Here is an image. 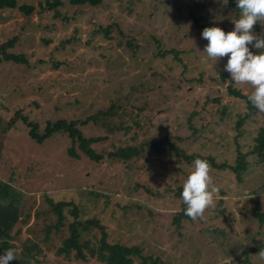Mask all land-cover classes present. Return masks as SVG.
<instances>
[{
  "label": "rangeland",
  "instance_id": "374dc122",
  "mask_svg": "<svg viewBox=\"0 0 264 264\" xmlns=\"http://www.w3.org/2000/svg\"><path fill=\"white\" fill-rule=\"evenodd\" d=\"M62 1L52 9L47 0H18L16 8L0 9V45L14 38L7 51L27 58V63H0V178L24 192L10 240L16 259H23L21 264H102L96 258L85 262L56 254L72 218L46 239L47 227L56 221L52 211L44 212L51 209L43 196L47 193L55 201L79 205L82 220L100 218L110 242L138 244L143 256L165 264H264L256 255L260 251L252 250L264 243V223L255 216L257 210L264 213V162L250 153L264 129V114L257 110L238 127L248 103L232 95L229 85L247 96L252 86L232 81L224 68L227 57L214 64L202 52L208 43L203 29L233 30L236 11L222 0H104L98 6ZM197 2L205 6L195 7ZM22 4L35 9L26 15ZM107 25L109 38L99 30ZM253 31L264 35L259 22ZM154 36L165 47L182 50V61L173 54L157 56ZM129 37L139 45L136 49L128 45ZM222 72L228 74L225 79ZM112 104L113 115L82 127L86 137H105L92 145L104 154L98 162L78 145L77 157L70 155L67 134L35 142L23 119L38 123L43 132L48 120L85 118ZM121 123L129 130L118 131ZM167 132L172 135L161 154L131 161L108 154ZM238 148L247 154L243 181L229 168L210 165L217 189L213 205L203 219L173 224L183 209L178 189L193 164L183 161L184 153L235 164ZM98 231L84 238H99ZM32 243L40 246V252L33 251L39 262L25 261V245ZM141 262L138 257L135 264Z\"/></svg>",
  "mask_w": 264,
  "mask_h": 264
},
{
  "label": "trees",
  "instance_id": "16d2710c",
  "mask_svg": "<svg viewBox=\"0 0 264 264\" xmlns=\"http://www.w3.org/2000/svg\"><path fill=\"white\" fill-rule=\"evenodd\" d=\"M69 3L74 5H91L98 6L102 4L104 0H67ZM18 0H0V9L5 8H16ZM62 0H47L48 8H56L59 5H62ZM205 4L197 2L195 7H203ZM227 7L230 10L236 11V19L239 15V9L236 7V0H228ZM19 9L26 15L31 14L35 6L31 4H22L19 6ZM195 23L198 26H202L199 23V19L194 17ZM99 30L104 32L106 37H111V25L101 26ZM157 42L156 54L157 56L166 57L170 54H173L174 57L182 61L181 54L182 50L177 49L176 47H165L162 41L154 36L153 37ZM15 39H11L8 42L0 45V63L3 61H12L15 63H27V58L23 54H16L13 52H8L7 48L13 46ZM128 45L132 49H136L139 45L135 43L132 37H129L127 40ZM226 72L220 74V78L225 79L227 77ZM197 80L191 78L189 81ZM198 80H202L199 78ZM181 83V82H180ZM180 85V84H179ZM181 86V85H180ZM179 86V87H180ZM229 92L239 98L247 100L249 112L246 113L243 117L239 118L237 126L241 127L242 124L255 112L257 109L252 106L248 100V96L240 89L234 88L232 85H229ZM116 110V106L112 104L108 109L99 110L96 113H93L85 118H59L55 121L48 120L46 127L43 132L40 131L39 125L36 122H32L28 117L23 119L30 125V137L37 143H42L46 139L52 137L55 133L67 134L72 141V146L70 147V155L77 157L76 147L78 145L79 149L91 160L100 161L103 157V153H98L96 149L92 146L94 143L104 140L105 137L95 136V137H86L82 131V127L88 125L91 121L98 123L100 119L103 121L106 118H109V115H113ZM196 113L194 112L193 115ZM101 120V121H102ZM138 124V123H137ZM130 125H125L121 123L117 129L118 131H128ZM172 134L167 132L164 137L161 139L156 138H146L139 144H128L126 146H121L114 151L109 152V156L113 159L131 161L135 158H150L154 155L161 154L165 150V146ZM171 147H174L171 144ZM251 154H256L260 162H264V129L260 132L259 136L256 139V144L254 148L250 151ZM247 154L243 153L240 148L237 149V158L235 164H230L228 162L218 163L213 156L201 154L194 152L192 154L184 153L183 161L191 163L197 158L206 159L208 163L218 169H231L237 177L239 182L243 181V174L248 169V162L246 161ZM149 191V189L147 188ZM182 188L179 187L178 193H182ZM99 194L96 192V195ZM24 192L21 189H16L9 181H5L0 178V253H5L9 249H14V245L10 242L13 238V234L16 232V227L20 220V210L22 207ZM51 209L49 211H44L48 214L50 211L53 212V215L56 216V221L47 227L46 239H50V234L52 229L56 232L61 230L66 226V222L69 218H72V221L68 224L69 235L66 236L61 245L56 249V254L65 255L67 257L74 256L75 259L81 261H89L91 258H96L102 264H135L138 257H142L141 264H165L160 260L159 257H153L151 255H142L143 249L140 245H128L120 242H110L108 240L109 233L108 228L102 223L101 219L98 217H91L85 220L81 219V211L79 205L72 201L59 200L55 201L47 193L43 195ZM186 205L183 202V209L174 216L173 224L177 227H182V222L185 219H191L185 215ZM40 215V212L37 213ZM255 216L261 223H264V213L257 210ZM93 229L99 230L98 232L101 236L98 238L97 234H93L90 239L84 238V234ZM18 232V230H17ZM94 239V240H93ZM95 241V242H94ZM26 253L25 261L39 260L35 257L33 251L40 252V246L37 243H32V245L26 244ZM252 250L258 252L264 250V243L253 246ZM2 254V255H3ZM23 259H16L15 264H21ZM24 261V260H23ZM66 264V263H58Z\"/></svg>",
  "mask_w": 264,
  "mask_h": 264
},
{
  "label": "clouds",
  "instance_id": "9594fccd",
  "mask_svg": "<svg viewBox=\"0 0 264 264\" xmlns=\"http://www.w3.org/2000/svg\"><path fill=\"white\" fill-rule=\"evenodd\" d=\"M226 7L228 0H222ZM239 9L238 18L233 22L234 28L227 33L220 27H205L202 38L208 41L204 50L207 58L216 64L227 57L224 66L232 81L237 84H250L252 91L248 100L261 114H264V35L254 33L253 27L260 23L264 27V0H236ZM249 45L259 50L254 54ZM211 166L206 159L193 161L182 185L181 198L187 206L185 215L193 221L203 219L205 211L214 203L217 189L212 186ZM264 260V250L256 254ZM16 260L14 249L0 255V264H9Z\"/></svg>",
  "mask_w": 264,
  "mask_h": 264
}]
</instances>
